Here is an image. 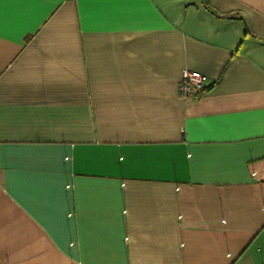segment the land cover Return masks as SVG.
Instances as JSON below:
<instances>
[{
  "label": "crops",
  "instance_id": "obj_1",
  "mask_svg": "<svg viewBox=\"0 0 264 264\" xmlns=\"http://www.w3.org/2000/svg\"><path fill=\"white\" fill-rule=\"evenodd\" d=\"M0 264H264V0L5 4Z\"/></svg>",
  "mask_w": 264,
  "mask_h": 264
},
{
  "label": "built area",
  "instance_id": "obj_2",
  "mask_svg": "<svg viewBox=\"0 0 264 264\" xmlns=\"http://www.w3.org/2000/svg\"><path fill=\"white\" fill-rule=\"evenodd\" d=\"M207 77L198 72L184 70L179 80V95L185 102L198 98L204 89Z\"/></svg>",
  "mask_w": 264,
  "mask_h": 264
},
{
  "label": "snow or ice",
  "instance_id": "obj_3",
  "mask_svg": "<svg viewBox=\"0 0 264 264\" xmlns=\"http://www.w3.org/2000/svg\"><path fill=\"white\" fill-rule=\"evenodd\" d=\"M29 2L30 0H0V23H2L3 9L5 4L25 5Z\"/></svg>",
  "mask_w": 264,
  "mask_h": 264
}]
</instances>
